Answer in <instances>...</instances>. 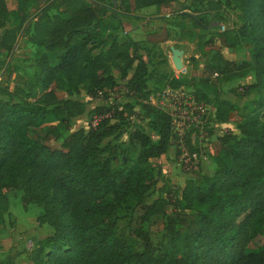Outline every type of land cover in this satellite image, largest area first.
<instances>
[{
    "label": "trees",
    "instance_id": "1",
    "mask_svg": "<svg viewBox=\"0 0 264 264\" xmlns=\"http://www.w3.org/2000/svg\"><path fill=\"white\" fill-rule=\"evenodd\" d=\"M14 1V9L7 10L0 0V52L4 55L25 22L27 9L37 2L42 4L33 15L28 36L35 47L31 81L23 91L0 89V95L5 96L0 97V211L6 206L3 190L15 188L21 192L23 205L40 207L36 220L51 228L49 234L34 241L29 252L31 263L264 264V91L239 116L233 129L214 136L211 174L195 170L183 181L175 196L180 213H165L162 198L142 204L143 196L157 181L146 164L163 155L176 136L170 117L146 100L152 93L145 84L146 63L135 51L137 43L128 36L121 19L131 28L138 18L133 11L165 7L170 0H110L109 5L105 0ZM232 2L237 23L223 30L215 26L216 39L230 47H245L248 60L233 63L214 51L197 79L167 80L169 87H181L206 104L214 122L225 121L228 112L236 109L232 101L221 96L220 82L251 72L254 80L244 84L248 90L257 88V79L264 76V0ZM53 5L58 12L47 14ZM209 9L217 15L218 7ZM106 13L118 21L119 37L102 36L94 25ZM209 13L187 5L171 18L180 35L192 36L181 32L180 21L206 29L212 16ZM8 17L14 24L4 29L3 21ZM214 40L203 44L213 45ZM55 49L59 52L50 59L48 53ZM53 84H64L68 95L81 87L87 99L58 97ZM119 86L130 100L85 109L96 91L105 97ZM84 111L89 118L92 114L107 116L94 127L88 124L85 131L69 132L57 148L28 134L32 128L53 121L65 123ZM136 114L147 122L153 137L138 128L129 131L126 142L137 146L135 158L130 161L121 149L122 157L113 167L110 159L114 153L102 155L99 143L109 136L117 138L121 123ZM206 133L209 137V131ZM188 135L189 131L184 143L194 149ZM45 187L49 194L39 196L37 191ZM137 206L143 208L144 216L163 217L158 246L151 245L140 229H134L139 240L134 249L117 231V221L122 216L130 218ZM0 264H13L11 256Z\"/></svg>",
    "mask_w": 264,
    "mask_h": 264
},
{
    "label": "rangeland",
    "instance_id": "2",
    "mask_svg": "<svg viewBox=\"0 0 264 264\" xmlns=\"http://www.w3.org/2000/svg\"><path fill=\"white\" fill-rule=\"evenodd\" d=\"M109 1L105 0V3L109 5ZM231 4H233L232 0H170L165 7H148L140 15L137 14L136 21L141 27L137 26L136 30L130 29L128 36L137 43L135 51L146 63L147 77L145 84L149 92H158L169 86L167 80L171 77L190 79L189 81L197 79L203 63L208 60L214 51H219L222 57L233 63L248 60V50L245 47L241 45L230 47L223 45L216 39L217 30L214 28L215 26L223 30L231 28L237 23V12L231 8ZM41 5V2H37L27 9L26 20L16 33L9 53L4 55L0 52V89L6 87L9 91H13L14 88H19L23 91L31 81L32 73L35 71L33 62L35 47L28 40V36L31 32L33 15ZM187 5L209 10L210 15L212 14L209 7L215 6L218 7V11L214 12L217 15L209 16L210 24L206 29L193 28L186 20L180 21L183 28L181 32L192 33V36H182L173 26L174 22L171 14ZM115 9L117 8L115 7ZM56 12L58 11L55 5L46 11L49 15ZM3 22L4 29L14 24L10 17ZM147 22H150V24H147ZM94 25L102 36L105 33L116 37L120 35L118 21L111 18L108 13L104 14ZM210 38L215 39L213 45L203 44L204 41ZM58 52L59 50L55 49L48 53V57L52 59ZM173 53L180 59L179 68L173 67L170 61V56ZM253 80V75L249 72L239 79L219 83L221 96L232 101L236 109L228 112L227 118L223 122H214L209 118V115L206 117L205 130L209 131L210 134L207 143L211 148L210 152L206 153L207 159H211L210 156L215 143L214 136L224 130L233 129L239 116L248 111L252 107V103L259 99L260 94L263 93L264 76L257 79V88L244 89V84ZM51 88L61 98L69 97L79 101H86L87 99L85 91L81 87L77 92L70 95L65 92L66 86L64 84L59 86L53 84ZM0 97L5 98L1 95ZM127 100H130V97L119 86L115 92L105 97L92 98L89 103H86L85 109L88 110L91 106L97 104ZM134 108L137 109V106L134 105ZM88 123L89 115L84 111V113L69 119L65 123L53 121L32 128L28 134L32 137L41 138L48 147L57 148L60 140L65 135L76 129L85 131ZM51 128L53 131H51ZM134 128H138L153 137L147 122L136 114L121 123L117 138L109 136L100 141L99 146L103 150L102 155L107 156L114 153V156L110 159L111 166L114 167L118 164L119 157H122L119 153L121 149L125 150L130 161L135 158L137 146L126 142L128 132ZM204 158L206 157L200 160L199 169H197L200 173L203 170L208 171L206 168V170H201V161ZM146 167L157 181L143 196L142 204H148L154 198H162L165 202L163 207L165 213H180L175 196L183 181L191 177L192 173L179 168L174 144L171 143L166 152L159 158L150 159ZM37 192L39 196L45 197L49 194V188L45 187ZM3 194L6 198V206L3 211H0V260L11 256L13 264H32L29 260V252L34 241L49 234L51 228L45 222L36 220L41 212L38 205L35 203L23 205L20 202L21 192L19 190L7 188L3 190ZM162 224L163 217L161 215L144 216L143 208L137 206L134 208L131 217L122 216L117 221L116 227L117 231L121 232L130 246L135 249L139 247V240L134 236V229H140L147 235L151 245L158 246L162 235ZM261 234L264 236L263 229Z\"/></svg>",
    "mask_w": 264,
    "mask_h": 264
},
{
    "label": "built area",
    "instance_id": "3",
    "mask_svg": "<svg viewBox=\"0 0 264 264\" xmlns=\"http://www.w3.org/2000/svg\"><path fill=\"white\" fill-rule=\"evenodd\" d=\"M98 97H101V93L96 91L94 98ZM146 100L170 117L171 127L176 136L173 144L179 168L189 172L197 170L200 160L211 150L205 130L209 107L196 101L181 87L167 86L161 91L149 93ZM106 116L107 113L92 114L89 118V126L94 127L102 117ZM188 131V142L195 147L194 149H188L184 143V136Z\"/></svg>",
    "mask_w": 264,
    "mask_h": 264
},
{
    "label": "crops",
    "instance_id": "4",
    "mask_svg": "<svg viewBox=\"0 0 264 264\" xmlns=\"http://www.w3.org/2000/svg\"><path fill=\"white\" fill-rule=\"evenodd\" d=\"M3 3H4V5H5V7H6V9L7 10H12V9H14V7H15V1L14 0H3ZM149 7H153V6H149ZM146 9H148V7H144V8H141V9H139V10H135V11H133L132 12V14L133 15H137V14H139L140 15V13H142V12H144L143 10H146ZM138 12V13H137ZM138 16V15H137ZM164 16H166V15H164ZM173 16V15H172ZM171 16V17H172ZM137 19H135L133 22H134V26L133 27H131V28H129V25H128V22H126L125 21V19L124 18H122L121 19V21H122V23H123V25L127 28V33H128V31H130V29H132V30H136L137 28V26H139V23H138V21H136ZM150 24V22H147V24ZM139 27H141V26H139ZM143 27V26H142ZM176 28V27H175ZM177 29V28H176ZM179 33V32H178ZM223 98H225V97H223ZM225 99H227V98H225ZM208 169V171H202L201 173H205V174H211V172H212V170H213V168H214V163H213V160L212 159H207V156H206V158H204L202 161H201V170L202 169ZM205 169V170H206Z\"/></svg>",
    "mask_w": 264,
    "mask_h": 264
},
{
    "label": "water",
    "instance_id": "5",
    "mask_svg": "<svg viewBox=\"0 0 264 264\" xmlns=\"http://www.w3.org/2000/svg\"><path fill=\"white\" fill-rule=\"evenodd\" d=\"M170 61H171L172 65H173V67H175V68H179L180 67V59L175 53H173L170 56Z\"/></svg>",
    "mask_w": 264,
    "mask_h": 264
}]
</instances>
